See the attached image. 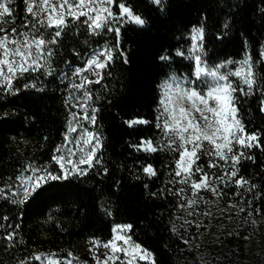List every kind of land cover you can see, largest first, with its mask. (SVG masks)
I'll return each instance as SVG.
<instances>
[{
    "label": "trees",
    "instance_id": "16d2710c",
    "mask_svg": "<svg viewBox=\"0 0 264 264\" xmlns=\"http://www.w3.org/2000/svg\"><path fill=\"white\" fill-rule=\"evenodd\" d=\"M119 2L134 7L148 23L144 28L131 24L120 27V50L128 63L117 50L100 83L89 85L91 106L98 109L93 128L100 133L103 145L100 164L84 176L49 181L23 204L12 195L20 183L16 176L29 162L47 164L58 171L51 157L58 145L64 147L68 114L75 112L70 107L74 102L69 95L74 92L70 84L80 82L72 72L83 67L85 53L105 41L114 44L113 32L89 34L86 25L76 22L60 38L61 43L53 46L55 71L40 77L41 91L23 88L37 76L26 73L18 84L14 81L19 93L0 96V264H19L21 260L34 264V257L41 254L57 253L62 259L68 252L80 256L93 246L94 239L101 244L107 241L116 224L131 225L128 234L153 254L156 264H264V148L243 149L245 158L237 165L238 177L255 184V189L247 191L250 185L238 189L234 182L217 183L222 196L201 190L198 197L202 199L187 206V199L193 196L191 190L170 182L178 153L145 152L133 147L141 137L160 139L155 126L158 104L162 105L165 93L175 91L176 83H186L183 78L193 70L189 60L175 55L178 48L187 51L192 26H204V59L208 65L241 59L245 42L247 51L258 60L264 44V0H167L165 12L150 0H117L113 4L117 14ZM25 7L24 0H14L15 23L0 21V27L25 31L23 25L30 20ZM164 54L171 56L170 63L158 59ZM235 67L229 64L220 71ZM256 70L258 80L251 92L236 77L230 79L247 93L237 94L239 118L246 130L257 133L264 143V91L257 90L264 89V62L258 63ZM173 73L180 80L171 79ZM37 96L43 99L34 103ZM136 118L150 123L131 127L126 123ZM235 150L240 151L239 146ZM208 160L202 155L197 163L210 175L231 171V162L223 170L209 169ZM148 164L153 165L156 176L143 172ZM181 187L186 191L177 195ZM9 233H13L11 241L5 239Z\"/></svg>",
    "mask_w": 264,
    "mask_h": 264
},
{
    "label": "snow or ice",
    "instance_id": "6c2138e0",
    "mask_svg": "<svg viewBox=\"0 0 264 264\" xmlns=\"http://www.w3.org/2000/svg\"><path fill=\"white\" fill-rule=\"evenodd\" d=\"M116 2L117 0H24L26 13L31 17L23 25L25 31H19L14 26L10 31L0 27L2 33L0 34V89L6 93L13 91L19 93L20 88L15 87L14 81L18 84L19 78L26 73H36L37 76L24 83L23 88L42 90L39 86L40 77L51 76L55 71L52 67V57L55 54L53 46L61 43L60 38L70 26L75 27L76 22L86 25L89 34L99 35L105 30L115 34L114 44L109 45L105 41L90 53H85L83 67H76L72 72V75L79 77L80 82L70 84L74 90L69 94L74 101L70 107L81 111H69L67 131L63 133L64 147L58 145L53 150L51 162L58 166L59 170L49 168L47 164L40 166L35 161L29 162L16 176V180L20 183L18 190L12 193L13 196L18 197L20 204L37 194L38 190L49 181H67L69 178L84 176L90 168L102 162L99 156V150L103 147L100 133L90 130L88 126H95L98 111L91 106L93 94L89 85L100 83L104 70L115 61L117 50L122 49L120 24L130 23L144 28L148 23L143 14L137 13L134 7L126 2L118 3L117 15L113 8ZM13 3L14 0H0V21L15 23ZM150 3L160 12L166 11L167 0H150ZM224 27L227 29L229 25L226 23ZM49 29L52 31L49 32ZM189 37L191 44L187 51L178 48L175 55L189 60L193 70L183 78L186 83H176L175 91L171 94L165 93L162 105L158 104L155 126L160 132V139L141 137L139 144L133 147L145 152L166 150L178 153V157H174V177L170 182L186 185L193 193V196L187 199V206H194L198 203V198L202 199L198 197L201 190L211 191L217 197L222 196L223 190L216 187L217 183L227 185L229 182H234L238 189L250 185L247 191L256 188V185L250 184L249 180L238 177L237 165L241 158H245L243 149H250L253 146L264 148V143H261L257 133L248 132L239 118L237 94L247 93L244 88L234 84L230 77H236L247 86L248 92H251L258 80L256 65L264 62V44L259 51L258 60L247 51V42H245V52L241 59H229L220 64L208 65L204 59V26L193 25ZM118 54L124 57V63L127 64L126 54L122 50ZM158 59L170 63L172 58L164 54ZM229 64L236 65L234 70L220 71ZM86 73H91L96 79H89ZM62 76L67 78L66 74ZM170 78L180 80L175 73ZM257 90L264 91V89ZM76 93L80 95L77 96ZM42 99L43 97L37 96L33 102L39 103ZM65 105L69 106L68 99L65 100ZM261 105V111L264 112V101H261ZM126 123L131 127L133 124L150 122L136 118ZM70 133L76 135L70 136ZM206 144L208 147L205 146ZM237 146L240 151L235 150ZM202 155L209 157L207 168L219 167L223 170L224 165L231 162V171H225L224 175H210L197 163ZM246 158L253 159L251 156ZM218 161H222L223 164H218ZM107 171L108 169L105 168L104 172ZM143 172L149 177L157 175L151 164L143 166ZM145 187L147 188L148 185L146 184ZM185 191L186 188L181 187L176 194ZM152 195L156 196L158 193ZM240 211L244 209L241 208ZM209 214L205 213V215ZM131 227L129 224L114 225L111 237L102 242V247L105 249L103 253L97 254L96 249L101 246V241L94 239L93 247L89 249L92 253L91 260L96 264H110L118 260L120 264H139L144 260H151V264H156L153 254L128 234ZM173 231L175 232L174 225ZM5 239L11 241L13 233H9ZM121 253L123 257L119 255ZM34 258L41 261V264H63L57 253L47 255L43 259L39 255ZM19 264H24V261L21 260ZM66 264H74L73 253H67ZM76 264H79V258H76ZM85 264H91V261L86 260Z\"/></svg>",
    "mask_w": 264,
    "mask_h": 264
},
{
    "label": "rangeland",
    "instance_id": "374dc122",
    "mask_svg": "<svg viewBox=\"0 0 264 264\" xmlns=\"http://www.w3.org/2000/svg\"><path fill=\"white\" fill-rule=\"evenodd\" d=\"M28 16L30 17V15H28ZM30 19H31V17H30ZM81 19H83V18H81ZM129 24L130 23L120 24V27H122L123 25H129ZM131 25H134V24H131ZM113 27H115V24L113 25ZM49 30L52 31V29H49ZM86 75H88V78L91 79V80H95L96 79V77L92 76L91 73H86ZM3 93H4V91L2 89H0V96ZM74 110H75V112L81 111L78 108H74ZM263 114H264V112H263ZM88 126H89L90 130L94 131V128H93L92 125H88ZM69 135L70 136H75L76 134L75 133H70ZM17 199H18V197H17ZM92 247L93 246H91L90 248H88L87 251L84 254L80 255V256H73L74 264H76V258H79V264H85V261L86 260L87 261H91V264H96L95 261H92L91 260L92 253L89 251V249H91ZM96 251H97V254H99V253H103L105 251V249H103L102 244H101V246L98 249H96ZM48 255H50V254H48ZM119 255L121 257H123V254L122 253L119 254ZM39 256H41L42 259H43L47 255L46 254H41ZM60 259L63 262V264H66V258H64V259L60 258ZM101 259H103V256H101ZM34 264H41V261L34 259ZM110 264H120V261L118 260V261H115V262H110ZM139 264H151V260L140 261Z\"/></svg>",
    "mask_w": 264,
    "mask_h": 264
}]
</instances>
